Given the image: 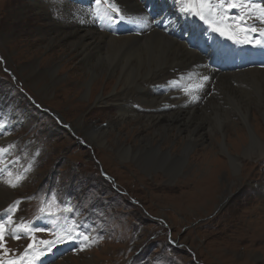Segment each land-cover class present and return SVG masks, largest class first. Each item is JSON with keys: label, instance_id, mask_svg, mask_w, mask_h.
Here are the masks:
<instances>
[{"label": "rangeland", "instance_id": "1", "mask_svg": "<svg viewBox=\"0 0 264 264\" xmlns=\"http://www.w3.org/2000/svg\"><path fill=\"white\" fill-rule=\"evenodd\" d=\"M38 1L56 23L63 9L60 1ZM31 3L0 0V124H6L3 131L8 139L7 151L0 153V178L2 188L14 191L0 215L15 205L9 216L31 229L25 236L22 230V237L16 239L12 233L17 226L3 222L0 261H20L22 254L28 260L34 256L41 260L69 240L55 244L51 251L39 241L55 240L74 226V239L68 245L76 243L80 249L54 264H264V220L258 222L264 192L256 188L264 184V157L243 163L239 185L225 190V182L231 179L228 166L223 173L207 175L211 159L224 157L215 150L203 165L196 160L197 167L190 161L193 154L188 153L183 172L171 180L159 166L142 170L132 161H120L123 149L119 146L134 147L140 136L132 127H114L105 144L89 143L85 134L96 138L95 132L109 130L107 121L117 117L114 105L95 106L96 98L117 87L110 79L100 78L86 89L81 75L69 81L71 66L63 72L61 59L59 80L49 82L43 70L30 77L26 65L39 66L46 55H37V47L32 46L41 39L35 37V29L43 32L46 28L41 27L42 15L29 7ZM22 5L27 6V14L20 16L17 9ZM119 132L122 135L116 134ZM3 135L0 133V142ZM178 144L161 147L179 156ZM147 159L150 164L155 160ZM12 180H16L15 187ZM207 188L210 192L202 196L200 189ZM42 207L44 212H40ZM65 208L71 211L65 212ZM36 215L54 218L55 227L53 222L36 231ZM74 218H83V225L77 227ZM96 231L102 233L95 236ZM82 232H88L91 243L82 242ZM30 243L34 247L25 254Z\"/></svg>", "mask_w": 264, "mask_h": 264}, {"label": "bare ground", "instance_id": "2", "mask_svg": "<svg viewBox=\"0 0 264 264\" xmlns=\"http://www.w3.org/2000/svg\"><path fill=\"white\" fill-rule=\"evenodd\" d=\"M31 1L29 7L36 10L38 16L39 13L42 15L39 21H41V27L46 28L43 32L39 28L35 29V37L38 36L41 39L38 40L39 45L32 44V46L37 47V55L41 53L46 55L39 66L35 63L26 65L29 76H37L43 70L44 76L50 78L49 82L59 80L58 67L61 62L58 61L61 59L64 62L61 69L63 72L68 70L69 65L71 66L69 81L81 75L80 77L86 81V89L89 84L92 86L94 81L100 78L110 79L117 87V90L114 89L108 95L96 98L95 106L114 105L117 117L115 120L107 121L109 130L95 132L96 138H93L90 133L85 134V139L89 143L105 144L104 140L114 127L123 125L132 127L131 130H136L134 133L140 136L134 147L122 144L119 146L123 149L120 153L122 154L120 161H132L142 170L159 166L158 168L171 180L183 172L185 156L188 153L193 154L190 161L197 167L199 164L195 162L196 160L203 165L202 161L207 159L210 161L209 155L215 150L224 157L211 159L209 163L211 170L209 168L207 175L213 177L223 173L228 166L231 179L225 182V190L239 185L243 163H250L253 160L258 162L263 159L264 71L249 69L218 74L212 90L214 94L203 105H197L193 109L191 106L181 104L170 107L169 102L178 104L179 101H169L168 96L160 95L165 80L172 77L170 71L176 69V73H181L188 70L194 63L202 62V58L200 56L198 58L195 53L189 51L184 43L158 31H151L139 37H112L91 28H80L76 26L75 20H71L67 5H64L62 13L58 12L59 16L55 23L50 18L51 15L47 16L42 9V3L40 4L38 0ZM116 1L124 6L126 11H130V14L142 12V4L139 0ZM256 3H264V0H257ZM26 8V5L19 7L18 14L23 16L27 12ZM232 10L235 15L240 14L239 10L231 9L227 13L229 16ZM76 11L77 15L81 14V9L77 6ZM126 18L131 26L136 23L135 18L131 16ZM247 23L252 25L254 22L248 20ZM255 25L261 24L256 21ZM4 36H1L2 40ZM57 47L59 49L55 51ZM65 58H67L66 62ZM45 65L51 66L43 68ZM198 73H201V70ZM98 85V83L94 84L93 87L96 88ZM4 115L3 118H5ZM6 120L10 121L8 117ZM0 125L2 130L6 128V124ZM79 126L80 124L75 126V131H79ZM116 134L122 135L120 132ZM7 140L4 134L0 147L5 149ZM176 141L179 142L178 147L181 152L179 156L168 148L161 147V144L173 145ZM174 147L176 148L177 145ZM148 157L155 159L152 164L149 163ZM12 182L17 184L16 180ZM210 183L215 184L213 179ZM256 188L264 192L262 182ZM210 189H200L201 195H207ZM13 192L0 187V213L4 205L13 199ZM261 205L263 211L259 223H263L264 220V204ZM14 217L10 224L7 218L8 227L18 225L19 220L14 221ZM5 221L6 216L0 215V223L5 224ZM14 232L16 236L22 237V230L17 228ZM25 233L23 231L24 236ZM9 260L10 258L3 259L0 264Z\"/></svg>", "mask_w": 264, "mask_h": 264}, {"label": "snow or ice", "instance_id": "3", "mask_svg": "<svg viewBox=\"0 0 264 264\" xmlns=\"http://www.w3.org/2000/svg\"><path fill=\"white\" fill-rule=\"evenodd\" d=\"M96 4V9H94L95 15L100 19H107L109 21L113 20L114 17L120 16V19L123 20L124 16L122 15V10L118 7L116 0H94ZM183 5V10L197 16L201 21L211 28L213 32L218 33L220 36H224L229 40H232L237 44H249L264 47V27H256L255 22L258 21L259 24L264 25V3H255L253 0H180ZM231 9L239 10V15L230 17L227 13ZM248 20H252L254 23L249 25ZM231 21V22H229ZM259 33L261 39L253 38L250 33ZM208 77H203V80H207ZM197 87H202V85H197ZM187 93L189 89H184ZM7 149L0 148V153L6 152ZM0 171H3L0 169ZM17 180L20 177L16 178ZM15 187V184H12ZM53 199L50 203H54ZM15 204H19V201H16ZM10 211H15V205L9 206ZM7 211V210H6ZM45 208H41L40 212H44ZM65 212L71 211L70 208H65ZM12 222V217H8V223ZM17 228L25 232L31 231V229L25 224L17 225ZM73 228L74 226H69L65 235H57V238L52 241L42 240L39 241L41 245L47 246L48 250L51 251L52 247L57 243L64 242L65 238L68 240H73ZM36 231H43L44 229H35ZM13 236L16 239H19V236ZM4 237H5V225L0 223V248L4 247ZM80 238L84 241L89 239L88 236L82 235ZM34 239V238H33ZM34 245L32 243L28 244L27 248L24 249L26 254L29 249H32ZM83 249V246H82ZM81 249V250H82ZM44 253L40 252V256H43ZM39 257H33L32 260L38 259ZM32 260L26 259L24 254L21 255L20 261H6L4 264H32Z\"/></svg>", "mask_w": 264, "mask_h": 264}]
</instances>
